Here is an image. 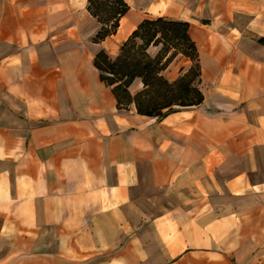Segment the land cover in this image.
<instances>
[{
  "label": "crops",
  "instance_id": "1",
  "mask_svg": "<svg viewBox=\"0 0 264 264\" xmlns=\"http://www.w3.org/2000/svg\"><path fill=\"white\" fill-rule=\"evenodd\" d=\"M125 2L94 41L88 0H0V264H264V0ZM154 17L189 23L204 95L160 120L94 64Z\"/></svg>",
  "mask_w": 264,
  "mask_h": 264
},
{
  "label": "trees",
  "instance_id": "2",
  "mask_svg": "<svg viewBox=\"0 0 264 264\" xmlns=\"http://www.w3.org/2000/svg\"><path fill=\"white\" fill-rule=\"evenodd\" d=\"M89 10L101 22L94 41H101L115 32L120 18L129 10L125 0H88ZM187 21L154 17L140 22L123 43L120 53L111 58L100 50L94 64L100 77L112 86L119 108L134 104L137 113L162 119L168 112L201 103L204 95L200 83L198 50L191 39ZM138 40L141 42L138 43ZM150 45H161L155 55ZM184 54L192 61L190 68L175 81H169L163 71L177 55ZM141 79L142 89L132 94L130 86Z\"/></svg>",
  "mask_w": 264,
  "mask_h": 264
},
{
  "label": "rangeland",
  "instance_id": "3",
  "mask_svg": "<svg viewBox=\"0 0 264 264\" xmlns=\"http://www.w3.org/2000/svg\"><path fill=\"white\" fill-rule=\"evenodd\" d=\"M141 41L140 40H138V43H140ZM154 47H157L158 49H160V47H161V45H158V46H156V45H150L149 47H148V52L150 53V51L152 52V50H153V48ZM149 49H150V51H149ZM151 54V53H150ZM151 55H153V54H151ZM179 55H182V56H185L184 54H177L175 57H177V56H179ZM175 57L171 60V62L175 59ZM187 57V56H186ZM171 62H169V64L171 63ZM168 64V65H169ZM134 91H135V89H133Z\"/></svg>",
  "mask_w": 264,
  "mask_h": 264
}]
</instances>
